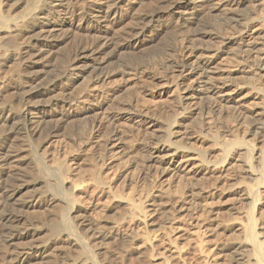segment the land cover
<instances>
[{
	"label": "bare ground",
	"instance_id": "1",
	"mask_svg": "<svg viewBox=\"0 0 264 264\" xmlns=\"http://www.w3.org/2000/svg\"><path fill=\"white\" fill-rule=\"evenodd\" d=\"M1 1L0 70L8 74L3 84L7 89L25 88L20 110L0 108V239L7 263H56L58 244L66 243L80 252L73 264H95L81 240L83 232L101 243L137 240L134 234L104 231L93 217L101 206L98 201L116 197V182L94 175L98 196L90 205L80 200L87 188L76 189L66 181L77 173L46 153L59 131L81 115L101 110L120 93L122 81L126 85L132 80L129 64L113 71L107 68L110 60L121 51L132 57V52L150 49L162 35L177 31L187 34L189 40H183L189 44L171 69L176 73L171 75L174 89L170 79L169 84L156 79L146 87L149 105L140 100V106L131 107V102L116 117L128 128H143L153 139L146 162L160 180L143 201L125 202L123 210L140 213L131 223L136 230L151 226L163 214L168 225L160 245L168 257L179 255L171 236L202 232L208 239L218 230L233 229L237 237L219 251L229 253L228 264H264V0H158L152 9H143L148 0H74L76 14L69 10L70 0H29L19 15H13L16 7L4 15ZM217 13L221 20L214 24ZM91 33V48L79 46L65 69L53 70L52 58L70 41ZM8 50L16 59L7 57ZM113 77L121 84L114 91L104 89ZM210 111L211 117L205 115ZM228 112L237 122L230 121ZM239 128L241 137L249 140L234 135ZM110 141L108 150L115 160L120 142ZM204 150L221 160H207ZM183 178L193 182L171 194L173 181ZM227 195L234 196L232 207L241 218L223 224L210 215L216 197ZM29 217L37 225L30 224Z\"/></svg>",
	"mask_w": 264,
	"mask_h": 264
},
{
	"label": "rangeland",
	"instance_id": "2",
	"mask_svg": "<svg viewBox=\"0 0 264 264\" xmlns=\"http://www.w3.org/2000/svg\"><path fill=\"white\" fill-rule=\"evenodd\" d=\"M28 1L29 0H3L1 1L2 12L4 13V15H7L11 7H16V10H14L13 15H19L21 7L25 5ZM149 1L150 0H148L146 3L147 7L145 5L146 8L143 9L154 8V5H156V1L158 0H151L150 2ZM69 2V5L73 6H70L69 10L76 14L78 12V9L74 7V3L76 5V2L74 0H70ZM215 15H218V13ZM214 17L215 22L213 20ZM214 17L213 19L210 18V20L212 19L214 24H218L220 22L219 20H221V16L218 15ZM88 21L89 24H91L92 26H96L93 21L89 19ZM209 28L210 27L207 24L205 26V29ZM172 32H168L167 35H165L167 38L162 37L164 36L162 35V39H159L158 42L154 44L153 47L150 49L143 48L138 53L132 52V54H135L132 57H130L131 55H128L129 52L126 51L123 52V54L121 51L120 53L122 54L119 53V55L113 58L114 60H110V64L107 65V68L113 71H118L120 69L123 70L124 66L122 67L121 65L123 63H125L126 65L129 64V66L127 65L128 67H125H127L128 69L131 68L130 70H133L135 75L134 77L130 78L132 80L127 81L128 83L126 85H124L125 83L122 81L123 91L120 90V93L114 94L117 96H115L116 98L114 97V95L113 97L109 98V101L107 100L105 102V105L102 107L101 110H99L98 112L81 115V119L78 117L79 119L77 120V123H69L68 126L63 128L64 130L62 129L61 132L59 131L58 136H56L51 141V147L47 149L46 154L56 155L57 158L65 161V163L69 165L70 169L74 170V173H77L75 176H73L72 173L69 174L66 178V181L68 184H72L76 189L84 187L87 188L86 193L80 196V200L84 202L87 201V203H89L90 205H93L97 202V197H95V195H97V190L94 189L92 186V178L94 175L98 176L104 182H116L118 188L114 200L112 202H104V200L98 201L100 202L101 206L100 208H97V210L93 214V217L96 219V224H98L99 227H101V229L106 232H112L115 230L123 234L137 235L136 239L138 241L146 243V248L143 247L140 242H137V240L133 242L110 240L108 242L101 243L99 241H95L92 237H90V232H83L80 234V236L82 237L81 240L86 246H88L89 254L95 264L230 263L229 260L231 256L228 255L229 253L227 254L226 252L219 251L221 250L220 248L227 246L233 239L237 237V234L233 229L218 230L216 235L214 233V235H212L213 237H210L208 239L206 236L203 235L202 232L198 234L199 236L195 235V233L193 235L185 234V236L182 235L180 236V238L178 237V235L180 234L171 236V240L174 242L172 243L177 247L179 252V255H177L176 258H173L168 257V255L163 252L160 245V238L163 236V233L165 231L163 229H165V227H167L166 225H168L164 220L165 218L163 214H158L155 218L154 224H152L151 226H142L139 230H136L132 227L131 223L133 222V220L140 218V213L134 212L133 214H129L125 213V211L123 210V204L125 202L138 204L139 202L143 201L144 197L150 191H152V188H154V186L160 183V180L158 178V173L153 170L151 171V169L147 167L146 162V151L148 150L150 146L149 144L152 142L153 139H151L149 135L147 136L146 134H144L146 132L143 130V128H141L140 131L135 130L132 127H129V129L128 123L123 122V120H118L116 122V117L118 116L117 114L120 109L123 108V110L126 111L124 107L126 108V106H131L132 103L134 105H132L131 107L137 106L139 104L141 105L143 101V105H149L150 100L148 99L149 97L146 96V87H149L156 83V79L165 78L164 80L168 82V84L171 80V84H169L171 85L170 89H174V87H172L174 86V83H172L174 82V78H172L171 75H174L173 77H175L176 73L173 74L174 70L171 69L174 68L173 66L175 65V60L179 61L181 53L184 50L185 46L189 44V42H186L189 40V37H187V34H185L184 32L183 34L181 31L180 33L182 34H179V32L177 31L174 33ZM91 34L87 36L83 34V36L81 35L77 37V39L70 41L60 51L59 55L62 53L60 56L58 55L56 58H52L50 60V65L51 67L53 66V70L56 71L62 70V68L65 69V66L68 64L69 61L72 60L76 52V48H78L79 46L91 48L92 43L94 41L93 34ZM183 38H185L186 41L183 40ZM174 39L177 40L178 45L175 42L176 40ZM164 43L166 46L164 45ZM232 47L234 48V46ZM7 57L16 59V55L12 50H8ZM122 58L124 60H122ZM135 70L138 71V73ZM7 77V71L5 69H1L0 94H2V97H0V108L7 106L10 109L12 108L13 110L18 111L21 109L19 100L23 92L25 91V88L23 85H19L16 88H5L3 81ZM117 78L118 77H113L112 79H110L108 83L104 85V89L107 90L106 87H108V91H114L115 89H117L118 85L121 84L119 82V78ZM85 80H88L86 76ZM143 97L147 99V102H145V99ZM135 99L137 101H135ZM136 102L140 103L137 104ZM130 106L127 107V109L130 108ZM205 113V115H209L211 111ZM229 113L230 112H228V114ZM212 115L210 114L209 117H211ZM233 115L236 116L232 112L229 114V117L233 120L232 121L229 118L232 123L237 122V117H234ZM112 117H114L115 119ZM124 123L126 126L124 125ZM238 131L240 135L239 133H236ZM236 132L234 135H236L238 139H250L248 137L245 138L244 136H242L244 138L241 137V129L237 130ZM244 133L245 132H243V135H245ZM238 135L240 137H238ZM113 139H118V142H120L119 144L121 146V151H119L118 154L114 156H118L116 157L117 160L111 158L110 152L108 150L111 142L110 140ZM31 143L33 147L34 145H36V142L33 140H31ZM194 145L199 146L198 143H195ZM204 153L206 155L207 160H221L217 156H214L212 154L209 155L207 150H204ZM108 154L110 155V157L107 156ZM109 158H111L112 160ZM191 181H186L185 178L181 179V182H183V184L180 182V180H177V182L173 181L174 183L171 185L170 188L171 194L175 195L180 190H186L189 185V182ZM205 183L204 185L206 186L207 184ZM184 184H186L187 186L185 187ZM218 197H216L215 200L217 201L214 200L215 202L212 205L214 215H210V217L216 218L217 221L222 222L223 224H228L233 220H240L241 217L238 212L239 210L234 206L232 207V203L235 200L234 196L227 195L226 197ZM1 208L2 207L0 203V210ZM74 215L75 213H72V216ZM29 218L31 219L29 222L30 224L33 223L34 225H37L31 217ZM86 218L89 219L87 216ZM46 235V232L43 233L40 239H46ZM0 241V264H8L7 257L5 254L7 250L6 248L3 249L1 244L2 240L0 239ZM28 242L32 243V241ZM214 245L218 247L217 251L215 250ZM56 254L59 256L55 258L56 263L37 260L28 261L24 264H73L76 261H79L80 259L79 250L75 247L67 245L66 243L58 244Z\"/></svg>",
	"mask_w": 264,
	"mask_h": 264
}]
</instances>
